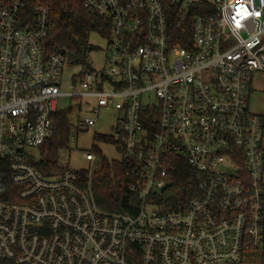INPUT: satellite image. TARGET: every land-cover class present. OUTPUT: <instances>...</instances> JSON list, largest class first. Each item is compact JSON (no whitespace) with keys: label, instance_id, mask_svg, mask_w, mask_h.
<instances>
[{"label":"built area","instance_id":"2783aa9c","mask_svg":"<svg viewBox=\"0 0 264 264\" xmlns=\"http://www.w3.org/2000/svg\"><path fill=\"white\" fill-rule=\"evenodd\" d=\"M83 3L110 21L105 65L81 69L64 90L63 51L44 49L49 6L0 0V159L16 188L0 199V259L264 264V114L249 103L251 77L264 72V0ZM173 24L190 29L187 45L172 43ZM63 95L120 111L111 136L134 212L98 206L94 151L88 168L60 163L62 172L46 175L35 164ZM181 165L192 191L178 204L165 192Z\"/></svg>","mask_w":264,"mask_h":264},{"label":"trees","instance_id":"16d2710c","mask_svg":"<svg viewBox=\"0 0 264 264\" xmlns=\"http://www.w3.org/2000/svg\"><path fill=\"white\" fill-rule=\"evenodd\" d=\"M50 8V16L54 23L44 39V49L47 54L62 50L65 63L80 65L81 69L89 68L88 51L92 49L89 37L92 32H98L105 38L109 35L110 21L96 13L90 12L83 0H42ZM190 29L182 30L177 25L172 26V43L187 45L183 35L190 40ZM72 108L58 110L54 115L52 134L40 147V157L34 160L38 168L46 175L62 172L65 168L60 164V154L69 147L71 136ZM95 141L113 142L111 134L96 133ZM100 157V166L92 177V191L95 200L102 209L108 211L136 210V195L128 188V178L124 167L118 159H110L93 145ZM182 166V165H181ZM177 167L175 184L166 189L165 198L173 203L185 202L192 191L190 187V172L187 168ZM81 175L87 179V171L81 169ZM15 187L10 181L8 162L0 159V199H9L14 195ZM11 194V195H10ZM264 198V194H263ZM177 205V204H174ZM264 247V245H263ZM0 264H15L14 261L0 259Z\"/></svg>","mask_w":264,"mask_h":264},{"label":"rangeland","instance_id":"374dc122","mask_svg":"<svg viewBox=\"0 0 264 264\" xmlns=\"http://www.w3.org/2000/svg\"><path fill=\"white\" fill-rule=\"evenodd\" d=\"M89 42L93 46L88 51V61L90 69L99 71L105 65V48L107 40L98 32H92L89 37ZM81 71L80 65H64V75L62 88L64 90L70 89L69 83L72 81L74 75H78ZM79 89L82 86L78 83L76 85ZM251 94H250V110L256 113H264V72H256L251 77ZM59 106L61 108L71 107L72 113L70 116L72 123L71 136L69 147L61 152L60 163L68 164L74 169L88 168L90 161L86 158V153L92 151L93 145H97L103 154L108 158H120L114 142L110 141H95L96 133L103 135L113 134L114 126L120 111L114 105L106 106L96 96H83L82 98L70 97L63 95L60 97ZM99 107V112L93 125H86L82 123L83 117L86 115H94L93 109ZM264 146V137H263ZM97 153L96 151H94ZM36 157L40 154L35 151ZM99 157V155H98ZM100 158V157H99ZM94 168L98 169L100 166V159L96 158L93 162Z\"/></svg>","mask_w":264,"mask_h":264},{"label":"crops","instance_id":"0c3cea01","mask_svg":"<svg viewBox=\"0 0 264 264\" xmlns=\"http://www.w3.org/2000/svg\"><path fill=\"white\" fill-rule=\"evenodd\" d=\"M260 114H264V113H260Z\"/></svg>","mask_w":264,"mask_h":264}]
</instances>
